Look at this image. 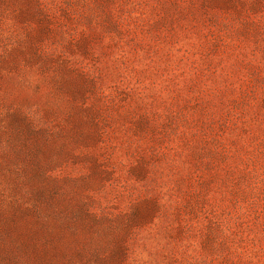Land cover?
I'll list each match as a JSON object with an SVG mask.
<instances>
[{
  "label": "rangeland",
  "instance_id": "374dc122",
  "mask_svg": "<svg viewBox=\"0 0 264 264\" xmlns=\"http://www.w3.org/2000/svg\"><path fill=\"white\" fill-rule=\"evenodd\" d=\"M0 264H264V0H0Z\"/></svg>",
  "mask_w": 264,
  "mask_h": 264
}]
</instances>
